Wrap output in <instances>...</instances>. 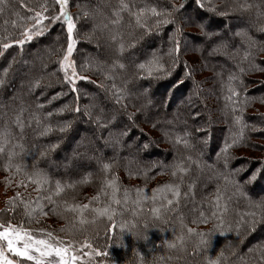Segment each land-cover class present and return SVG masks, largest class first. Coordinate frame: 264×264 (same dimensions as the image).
I'll return each mask as SVG.
<instances>
[{
	"label": "trees",
	"instance_id": "obj_1",
	"mask_svg": "<svg viewBox=\"0 0 264 264\" xmlns=\"http://www.w3.org/2000/svg\"><path fill=\"white\" fill-rule=\"evenodd\" d=\"M79 1L85 2V0H70L69 5V10L73 14V17L77 23L76 35L81 37V40L77 44L76 50L73 53V58L76 61L78 72L81 70V64L95 63L96 61H99L106 65L105 62L113 60L116 56V44L109 41L112 43L110 44L106 40L101 42V47H105L106 44H109L111 50H104L101 53L99 48V50L94 51V56L87 57L83 55L82 52H80L81 49H79V45L81 46V44H83V36L93 31L94 25L100 23L101 17L96 16L95 18H91L89 16L91 31H89V33L85 31L87 28L85 24L87 17L83 23L80 21V16L83 15L85 11L91 13V10H89L90 8L85 9V7H83L84 10L80 11L81 7H79ZM86 1L88 5H93L92 0ZM104 2L115 4L116 0H104ZM251 2L264 5V0H251ZM23 3H34V0H23ZM84 5L85 4H83V6ZM193 5L197 15L206 22L209 28L216 27L218 29L217 35L214 32L210 33L213 35L210 39H208V42L212 44V46L207 48L198 47L196 48V52L199 56L204 55L208 58V60L211 59L217 62L216 65L214 64L211 67L214 69V71H217V73L222 74V77H218L217 80V85L221 96L220 101L222 105L220 106L222 110L225 104L229 102L225 100L227 92L226 89H224L221 80L226 82L229 73H234L237 71L236 65L240 63L244 48V45H242L241 39L239 37L236 38L237 40L231 38V42L223 38L227 37L225 35H230V31L232 30L234 23L243 24L244 28L242 29H247L252 39L261 45H264V40H259V35L261 34V36H264V32L256 31L251 25V21L255 19V10H253V13H250L248 18L244 16L233 17L234 21L230 22L229 25L226 24L227 21H225L224 17L221 15L200 9L196 3ZM103 12L105 15H111L109 8L103 9ZM14 13H19L20 16L30 15V13L27 11V8L21 7V0H7V4L4 6L3 13H0V28L3 27L5 20H17V16ZM77 14H79V16L76 19ZM127 22L128 17L125 16L124 26L120 28V31L125 33L126 41L129 39L127 36ZM45 23H47V21H45ZM56 27H58L59 30L55 35V39H51L49 42H46L45 38L48 37L49 34L55 30L53 28ZM113 30L114 29H112V26L109 25V28L106 30L97 29L96 31L100 32L102 36L108 37L109 32ZM169 30H171V25L164 26L161 32L146 36L135 48L126 52L122 59L128 65L127 70L122 71L116 69L118 78L115 82L118 86L123 87L124 80L133 75V67L131 62H144L146 59L150 58L153 53L159 52V54L162 55L167 50L169 47L168 38L171 34H167V31ZM240 30H237L236 32ZM8 31H14V29L11 27V24L8 26ZM95 34L100 35L97 32H95ZM137 35H140V33H137ZM160 36L161 38L162 36L164 37L160 46L153 47V45H155V38L157 40V38ZM56 37H59L58 41L56 40ZM198 39L202 41L201 38L198 37ZM220 41H227L231 44V46L226 50L228 54L224 55L225 58L218 55V53L221 55L223 53L222 46L218 48L216 52H213V47ZM149 42H151V47L147 45ZM48 43L49 45H46ZM39 44L46 45V48H56L60 45L66 46L65 30L60 26L59 23H57L54 27L49 29L46 35L36 37L31 42L25 43L22 49V55H17L21 49L13 44V47L9 48L4 53L2 58L0 57V75H2L3 69H5L12 62L13 57L17 59V65L21 64V61H29L31 62L32 66V72L26 76L24 75L23 78L19 80L20 86L17 88L19 91V97L15 100H10L8 97V90H11V85H13V83H11V79L9 81L8 77H11L13 69L10 71V74L8 75L4 85L0 87V126L4 125L5 123L13 126V130L16 132L14 142L19 141L24 145V151L21 155L15 158V163L22 164L27 171H32L34 168L43 169L53 179V181L60 180L64 182L62 179H58L56 174L54 175L52 173V170L55 166L50 164V162L58 155V153H61L60 151L63 149V139L65 136H67L71 128L63 134L53 131L47 136L37 137L33 132L35 125L32 123L31 126L26 127L24 136L21 138L18 129L12 125L14 116L22 104L29 106V110L31 111L34 110L35 103H44L46 107L43 111L47 112L57 110L63 107L66 103L72 104L75 99V94L68 90V86H61L60 84L56 83L55 79L52 81L53 87L47 89H36L35 92L29 94V82L42 70L40 68L36 74L34 73V70L37 69V63H39L41 66V61L37 59V57L43 56L45 50L38 49L32 55L29 53V56H25V53L35 50L34 48H36ZM237 48L241 49L239 53L234 51ZM263 54L264 52H260L256 57V62L261 67H264V58L262 57ZM57 55H59V53H57ZM181 60L184 61L182 58ZM166 61L167 58H165V62ZM48 63L50 66L48 71L55 70L56 65L52 64L51 61H48ZM179 67H182L185 70L188 69L185 68V64L183 62L179 64ZM257 73L260 72H249L244 77V83L246 87L243 89V93L247 97H264V93H256V91L260 90L262 86V89H264V84L254 86V83H251L253 82L251 77ZM59 75L60 74H58V76ZM86 75H88L93 81L92 78L94 77L92 75ZM119 77H122L123 79ZM181 80H183V83H179ZM82 83L88 84L86 85L88 90H92L94 94L99 97L100 89L98 86H95L98 82L93 84L88 80L79 81L77 87ZM193 84L194 82L192 81V78L184 79L183 76L176 74L174 69L169 76L160 79L145 78L133 80V82L128 85L130 95L127 97H129V100H132L133 97L137 99L136 101H138V103L135 105L139 109L142 108L141 103L145 104V106L143 105L144 107L142 113H148L144 116L145 119H142V123L149 124L160 118V114L164 113L163 109H167V107L172 108L175 106L174 104H176L178 100L186 98V96L189 94L188 90L193 87ZM78 89L80 92V98H85L86 95L82 94V91L79 87ZM42 93L44 94L42 95ZM54 93H66V95L63 94L59 96V98L53 100L51 104H48V100L53 97ZM88 100L89 98H86L85 100L80 99L79 103H81V101L86 102ZM192 101H196V104L202 103L201 94L199 96L193 95V97L190 99V102ZM98 102L100 106L104 108V120L109 124L111 123L110 121L112 120L113 116L116 117L115 121L118 120L122 123V121L126 120L125 117L127 116V113H130L129 109H121L119 107V110L116 106L112 104L109 105V102H101L100 98H98ZM257 104L264 105L260 99H256L246 108L245 119L249 123H259L260 114H251L250 111L253 110L254 105ZM200 106L201 111H203L202 120L198 119L197 117L193 120V111L188 110L186 102L182 100L180 106L174 112L175 116L173 117L170 115L165 118V123L167 124L165 132L168 133L169 138L165 137V132L162 134L165 141L168 142L173 148V154H171V156L168 158H164V161L161 163L150 162L149 160L146 161L145 159L139 157V152L143 153V149L139 146L141 145L140 140L135 142L132 135H121L124 130H122L119 125H116L114 128L107 126L104 130L105 137L102 140L99 138L93 139L86 137L83 140L78 139L77 141H81L79 144L81 146L77 149H71L69 152L70 154L68 156V162L70 163L71 167L74 165H79L83 161L96 162V167H91L89 172L82 173L81 175L77 174V177L83 178L86 174L91 173V182L88 183V185L94 187L97 186V184L101 186V181L105 177V172L101 170V164L113 160L116 161L111 169L110 176L115 175L119 177L118 184L120 190L117 193V198L121 200V203L119 205H113V207L116 209V215L114 216V219L109 221L106 217L93 216V218L90 220L87 219V223L80 225L83 229L95 228L97 235H93L95 237L91 238L92 241H94V244L97 243L96 241L102 239V236L105 234H110V237H112L117 233L118 237L121 238V246L116 245V240L113 241V251L117 252V256L114 258L108 256L109 264L119 262H123V264H209L210 260H216L217 258L219 259V264H264V258H262V255L264 254L259 251L261 245L264 244V237H262L260 240H251V233L261 227L264 228V215H261L260 209L249 205V200L253 202L264 201V195L261 197L255 195L254 193L247 192L246 185L249 180L248 176L252 175L253 173L250 172L251 167L246 168V171L239 172L236 175V180L239 182L243 190V195H241L239 192H236L232 186H226L223 180L216 178L215 170L217 168L223 170V163L222 161H218L217 157L218 154L221 153L225 140L229 137L231 121L224 115L222 117L220 112L214 115V118H212L208 116V110L205 109L202 104H200ZM134 113L135 112H133V114ZM65 114H68V112L64 113L63 115L53 116L51 118V123L53 126H55L58 122L65 121L68 118V116ZM69 114L74 115L73 113ZM77 115L80 116L81 113ZM138 116L141 117V114ZM215 117L220 118L225 124L223 131L219 132L218 140L214 133V131H218L215 128L217 122V118ZM24 118L25 123L28 124V112L24 113ZM87 122L89 123L90 127H86V129L88 131H94L95 122L90 120ZM183 123L187 124V126L183 125ZM129 125L130 123L128 126ZM95 126L99 127L97 124ZM201 126L211 130L210 138L207 143L208 149L206 154L205 146L198 142L199 139L205 135V132L203 131L197 132V128ZM186 131L191 133V140L194 144V148L191 150L185 149L184 147L173 143L171 140V137H174L176 134L183 136ZM134 134L141 135V133H138L136 129L134 130ZM255 136L259 135L250 133V140L257 139ZM105 140L109 141L112 145L110 153L106 155L101 153L98 149V147L103 146V142H106ZM117 141H119V143H117ZM53 144H58V147H56L54 150H49L50 146ZM251 145H253V142L249 143L248 146L236 147L232 150V158L230 159L228 165L229 170L239 169L240 164L243 163L242 158L237 159L234 156L235 151L244 147H251ZM17 151H19V149H17ZM182 151H184L185 154L181 153ZM152 152L153 150L148 151V155H152L154 153ZM41 153H45V155H41ZM188 155H191L193 158L199 157V159L204 164L202 171L198 170L196 165H192L191 172L185 176V180L187 182H191L193 179L198 181L194 189V196L189 195L186 197L182 194L179 203L174 204L172 206V210L162 209L158 215L153 213L151 209L154 207H160L161 201L159 199H157L155 202L151 200L152 190L166 183L174 182V177L172 176L173 161L183 160ZM212 157H215L216 159L210 160ZM65 158L66 157H64V159ZM6 159V155L0 157V172L9 176V173L6 172L2 166ZM117 163H120L119 166H122L126 172L131 174V177L133 176L135 180H137V182L132 183L127 178H125L123 176V172L119 169V166H116L118 165ZM210 165L213 167H209ZM260 167H264V161L261 162ZM144 170L147 171V178H145L143 175ZM62 174L67 175L68 171L65 170ZM102 175L104 177L100 178ZM13 178L20 179L23 178V176L22 174L15 175ZM76 180L80 179L68 180L66 182L71 183ZM218 186L221 189V211H223V205H227V211L223 212L222 217L220 216V212L217 213L216 217L212 216V212L216 211L214 205ZM137 188L144 189V194L149 197L148 199H143L140 204L134 203V201L138 199L137 193L135 191ZM125 189L128 190V200L126 203L124 202ZM251 189L253 192L257 191V189H259L261 192H264V171H262L257 176L256 180L252 182ZM70 192L72 191H66L60 197V199L63 200L69 195ZM183 192H187L186 186L182 188V193ZM109 198L110 197H102L99 204H103ZM45 208L50 209L51 205ZM249 212H256L257 215L255 217H251L247 215ZM201 213H203V215H201ZM26 221L28 222L30 220L27 219ZM241 221H243V223H241ZM122 224L126 226L123 229L120 227ZM113 225H115L114 229ZM40 227L41 228L39 230H36L38 234L40 233L41 235H46L48 232L52 233L51 230L47 228L45 229V225ZM189 228L193 229L192 233L188 232ZM100 232L103 233V235H100ZM52 234L55 235V233ZM146 235L149 236L148 241H141V238ZM181 237L183 238V243L180 242L179 238ZM170 245L175 246L170 247ZM100 260V256L95 258V261Z\"/></svg>",
	"mask_w": 264,
	"mask_h": 264
},
{
	"label": "snow or ice",
	"instance_id": "obj_2",
	"mask_svg": "<svg viewBox=\"0 0 264 264\" xmlns=\"http://www.w3.org/2000/svg\"><path fill=\"white\" fill-rule=\"evenodd\" d=\"M188 0H183L179 5L175 3V0H116L115 4L109 2H102L98 4L94 12L85 11L83 14L86 16L101 17V21L95 24L93 31L83 37V39L91 42L97 29L106 30L109 25L112 26L113 31L109 32L108 39L116 44L115 58L111 64L104 66L103 62L96 61L95 63H85L80 65L81 71L78 72L76 61L73 59V53L76 50L77 44L80 42L81 37L76 35L77 23L73 17V14L69 10L70 0H34V3L24 4L21 0V7L27 8L30 15L20 16L19 13H14L17 16V20L9 21L5 20L3 27L0 28V57L11 47L13 44L21 49L17 55H22V49L25 43L31 42L34 38L46 35L49 31V25L59 23L65 30L66 34V46L60 45L59 47H47L43 56L37 57L41 61V72L33 77L29 82V94L36 91V89H47L53 87V79L61 86L67 85L68 90L75 94V99L72 104H65L63 107L44 112L46 105L44 103H35L34 110H29V106L21 105L18 109L12 125L19 131L21 138L24 136L26 127L31 126L34 123L35 127L33 132L37 137H44L51 134L53 131H57L61 134L65 133L71 128L73 120H65L58 122L55 126L51 123V118L55 115H63L66 112L80 114L83 112L90 120H94L98 126L107 127L108 124L104 120V108L99 103L95 102L96 97L88 93H85L89 98V104L83 107L79 104L80 92L77 87L78 81L88 80L89 82L96 84V81H92L89 76L82 74L89 70H94L98 75L104 77L105 81H111V83L101 82L97 86L106 95L110 93L108 98L116 105H120L122 108H126L127 105L122 101L130 95L128 85L133 80H140L145 78L160 79L167 77L171 72L179 66L181 62L187 67V62L181 60L182 47L184 51L188 50L187 42L182 44L183 30L176 19L178 14L184 7ZM196 5L203 10L217 13L221 16H227L232 12L241 13H253L254 17L251 21V25L256 31L264 32V5L255 4L251 0H224L227 5L223 10L219 9L215 0H195ZM7 0H0V13H3L4 6H6ZM58 6V8H57ZM109 8L111 15H105L103 8ZM125 16L128 17L127 22V36L129 39L125 40V33L120 31V28L124 26ZM47 21V23H45ZM14 29L13 32L8 31V26ZM173 25V32L169 35V47L161 55L159 52L153 53L150 58L144 62L133 63V75L124 80L123 87L116 84L118 74L116 69L126 71L128 65L123 61V56L130 49L135 48L140 41L146 36L153 35L161 32L164 26ZM202 33L206 39H210L213 34L204 30L202 24ZM140 33V35H137ZM241 39L243 48V55L241 56L240 63L236 65L237 71L229 73L227 81L221 80L224 89H226L227 95L224 108L221 110L222 114L229 118L231 121V127L229 137L225 140L221 153L218 154L217 160L222 161L223 170L217 168L216 178L223 180L226 186H232L236 192L243 195V190L236 180V175L245 170L243 168L229 170V161L232 158V150L236 147L248 146L250 142V133L264 132V113L260 114L259 123H249L245 119L246 108L250 103L256 99H260L264 103V97H247L243 93V89L246 87L244 83V77L253 71L264 72V67H261L256 62V57L260 52H264V45L258 44L252 39L247 29H242L234 34ZM59 40V37H56ZM229 47L227 41H220L213 47V52H216L218 48ZM255 50V51H254ZM236 53L241 51L240 48L234 50ZM59 53V55H57ZM227 55L228 53H222ZM165 58L167 61L165 62ZM16 58H12V62L3 69L2 75H0V87L4 85L10 71L15 64ZM56 65L55 70L48 71L49 63ZM25 63H29L25 61ZM246 65V66H245ZM58 74H60L58 76ZM186 77L191 79V71L186 72ZM218 77H222L221 73L216 74ZM123 79L122 77H119ZM183 83V80L179 81ZM44 93H42L43 95ZM64 93H57L56 96L51 97L48 100V104H51L53 100L59 98ZM195 95L199 96L197 91ZM99 109L98 112H94ZM28 112V124L25 123L24 113ZM133 113H127L128 119L134 121ZM199 113L193 114V119L198 116ZM116 117H112V122H115ZM155 127V125H153ZM203 131L206 135L199 139V143L207 144L210 138V131L206 127H198L197 132ZM111 135V133H110ZM121 135H127V132L121 133ZM166 138H169L168 133H164ZM16 132L13 130V126L5 123L0 126V157L7 156V159L3 163V169L9 173L6 178L7 183L13 182L15 175L23 176V179L17 181L20 186L27 188V181L31 185H34V190L41 193V196L37 198L35 202L31 197L25 198L19 191L15 197L8 201L11 208L4 211L14 210L19 204L23 207L24 215L29 218L30 221L39 222V217L47 216L48 211H45V204L51 205L50 211L55 215L67 219L65 213H72V219L69 220L68 225L65 228L60 229L62 232L71 233L76 228V221L80 225L87 223L85 213L91 211L96 217H106L109 221L114 219L116 215V209L113 205H119L121 200L117 198L119 192V177L111 175V169L116 162L115 160L110 162H104L101 164V170L105 172V177L101 181V188L99 194L91 198L89 203L80 204L67 200H62L60 197L66 191H75L78 185H85L91 182L92 174L88 173L80 180L69 182H62L60 180L53 179L40 168H34L32 171L25 170L24 166L20 163H15V158L22 154L24 151V145L16 141L14 137ZM173 143L191 150L194 148V144L191 140V133L185 132L183 136L176 134L171 137ZM108 141H106L107 143ZM119 143V141H117ZM58 147V144L50 146L49 150H54ZM147 148L148 145H143ZM19 149V151H17ZM45 155V153H41ZM192 165H196L198 170L202 171L204 164L197 158H193L191 155L186 156L183 160H175L172 164V176L174 182H169L152 190L151 200L153 202L159 199L161 201L160 207H154L151 211L155 214H159L162 209L172 210L174 204H178L182 196H194V189L197 184V180L193 179L191 182L185 180V176L191 172ZM213 167V166H209ZM264 171V167H258L250 176L248 182L251 183L256 180L257 176ZM143 175L147 178V171H143ZM187 187V192L182 193V188ZM138 199L134 201L136 204H140L143 199H148L144 194V189H135ZM221 189L218 186L215 195V208L216 211L212 212V216L216 217L220 212V216H223V212L227 211V205H223V211H221ZM102 197H110L107 199L103 206L93 207L92 203H100ZM75 198H73V201ZM128 200V190L124 192V202ZM43 201V202H42ZM249 205L261 210V215H264V201L253 202L249 200ZM203 215V213H201ZM247 215L255 217L256 212H249ZM94 222V221H93ZM243 223V221H241ZM122 229L125 225L120 226ZM115 225H113V229ZM43 231V230H41ZM189 233L193 232V229H188ZM47 239L36 238L32 232L26 229L23 225L16 226L11 222L6 225L0 223V264H22L20 260H14L9 258L8 253H13L16 257L24 258L27 261H33L34 264H76L77 260L81 261V264H89L88 261H84L83 257L76 254L74 248V242L69 240L67 243L65 240L55 237L51 232L46 233ZM183 243V238H179ZM175 245H170L174 247ZM82 247L91 249L87 255L91 258L92 253L97 255H107V253L97 252L92 248V245L87 241L84 242ZM259 251L264 254V245H261ZM222 255V253H221ZM264 258V255H262ZM209 264H219V259L210 260Z\"/></svg>",
	"mask_w": 264,
	"mask_h": 264
},
{
	"label": "rangeland",
	"instance_id": "obj_3",
	"mask_svg": "<svg viewBox=\"0 0 264 264\" xmlns=\"http://www.w3.org/2000/svg\"><path fill=\"white\" fill-rule=\"evenodd\" d=\"M92 1H93V5H91V6L88 5L86 0H85V2L79 1L78 4H79V7H81L80 11L84 10L83 7H85V9L90 8L89 10H91V12H94L96 10L98 4H100L102 2L101 0H92ZM182 2H183V0H175V3L177 5L181 4ZM215 2L217 4L218 8L221 10H223L224 8L227 7V5L224 3V0H215ZM229 2H230V0H229ZM194 3H195V0H188V2L185 4V7L178 14H176V19H177L178 23L180 24V26L182 27V30H183L182 44L186 41L187 45H188L187 51H184L183 47H182V56H181V58L187 62V67H185V68H188V69L185 70L182 67L177 66L175 68V72H176V74H179L180 76H183L184 79H186L187 78L185 75L186 72L191 71L192 81L195 84V85L193 84V87H191V89L188 90V93H189L188 96H186V98H184V99L182 98L181 100L186 102V105L188 106L187 107L188 110L193 111L192 119H193L194 113H199V115L196 117L198 119L202 120L203 111H201L200 104H202V106L208 110V112H209L208 116L214 118V115H216L220 112L221 116L223 117V114L221 111V106H220V105H222L221 101H220L221 96H220V92H219L218 85H217V80H218V76L216 75L217 71H214V69L211 67L214 64L216 65L217 62L215 60H211V59L208 60V58L205 57L204 55L199 56V55H197V52H196V48H198V47L207 48V47L212 46V44H210L208 42V39L205 38V36L202 33L201 27H199L198 25L202 24L204 26L205 31H207L208 33L214 32L216 35L218 33V29L216 27L209 28L207 26L206 22L197 15V12H195V9H194L195 7L193 5ZM83 4H85V5L83 6ZM106 8L107 7L103 8V9H106ZM249 15H250V13L232 12L229 15L222 16V17H224V20L227 21L226 24H229L230 22L234 21L233 17H235V16L236 17L244 16V17L248 18ZM78 16H79V14L76 15V19ZM80 17H81L80 21L83 23L85 22L84 20L87 17V20L85 22L87 28L85 29V31H87L89 33V31H91V23H89V16H86L83 14ZM90 17L92 18V16H90ZM56 24L49 25V29L54 27ZM58 27L53 28L55 30L52 31L48 37L45 38L46 42H49V40H51V39H55V35L60 28V27L59 28ZM242 28H244L243 24L234 23L233 28L230 31V35H225L227 37L226 38L224 37L223 39H225L227 41H230L231 38L236 39L237 36L234 35L235 32L237 30L242 29ZM173 29H174V26L171 25V30L167 31L168 32L167 34L172 33ZM96 32L100 35L95 34V36L91 39V42L83 39V44H81V46L79 45V49H81L80 52H82L83 55H85L86 57L87 56H94L93 55L94 51L99 50V48H100L101 53L104 50H111L109 44H106L105 47H101L102 41L106 40L108 43H110L109 42L110 40L108 39V37L102 36L101 33L98 31H96ZM163 36H162V38H161V36L158 37L157 40L155 38V40H154L155 45H153V47H159L160 46L162 39L164 38ZM198 37L201 38L202 41L199 40ZM166 39H167V37H166ZM260 39L264 40V36L263 35L261 36V34L259 35V40ZM168 40H169V38H168ZM112 43H110V44H112ZM150 43L151 42H149L147 45H149L151 47ZM46 45H49V43ZM46 45H43V44L37 45V47L34 48L35 50L26 52L25 56L26 55L29 56V53L32 55L38 49L45 50ZM228 45H229V47L231 46L230 43H228ZM222 50H223V53L227 52L226 51L227 49H225L224 47L222 48ZM218 55L223 56L225 58L224 54L221 55L218 53ZM262 57L264 58V54L262 55ZM16 60H15L14 66L12 68L13 73H12L11 77H8L9 81L11 79V83H13V85H11L12 89L8 90L9 91L8 97L10 98V100H15L16 98L19 97V91L17 90V88L20 86L19 80L22 79L24 75L26 76L27 74H30V72H32L31 62L28 61L29 63H25V61H21V64L17 65ZM111 62H112V60L105 62L106 65H104V66L107 67V65L111 64ZM132 64L133 63L131 62V65ZM36 66H37L36 67L37 69L34 70L35 74L41 68L39 63H37ZM177 70H179V71H177ZM79 71H81V70H79ZM83 74L84 75H86V74L92 75L94 78H92V77L91 78L93 79V81H96V83L97 82L98 83L105 82V83H109V84L111 83V81H105L104 77L101 75H98L94 70H89L87 72H83ZM251 79H253V82H251V83H254V86L264 84V73H262V72L257 73L256 75L252 76ZM78 82H77V84H78ZM98 83H97V85H98ZM86 85H88V84L82 83V84H79L78 87L81 89L82 94L88 93L92 96H95L96 97L95 102H98V98H100L101 102H105V103L109 102V105L112 104V105L116 106L117 109H119V110L121 108V109H129L130 113L135 112L134 114L136 116H134V121H130L128 119V116H126L125 117L126 120L122 121V123L119 122L118 120L115 122H112V120H111L110 121L111 123L110 124L107 123V124H108V126H110V128L111 127L114 128L116 125H119V127H121V129L124 130V132H127V134L133 136V138H134L133 140L135 142L140 140L141 145H139V146H140V148L143 149V153L139 152V155H140L139 157L145 159L146 161L149 160L150 162L161 163L164 161V158H166V157L168 158L171 156V154H173V148L170 146V144L168 142L165 141L162 133L165 132V129L167 128V124L165 123L166 122L165 118L167 116H170V115L173 117L175 116L174 112L180 106L181 100H178L176 102V104H174L175 105L174 107H172V108L167 107V109H163L164 113L160 114V118H158V120H155L154 122H151L149 124H145V123L143 124L142 119L148 113V112L142 113L143 107L145 106V104L141 103L142 108L139 109L135 105L138 103V101H136L137 99H135L133 97L132 100H129V97H126L125 98L126 100L124 99L122 101V103L127 105V107L122 108L120 105L114 104L112 102V100H110L108 98L110 93L106 95L103 91L99 90V97H97L96 94H94V92L92 90H88V87ZM97 85H95V86H97ZM254 86H253V88H254ZM262 88H263V86H262ZM262 88L260 90L256 91V93L257 94H259L261 92L264 93V89H262ZM197 90L201 94V102L202 103H200V101H199L200 104H196V101L190 102V99L193 97V95H195V92ZM64 95H66V93H64ZM53 96H56V93H54ZM154 97H155V95H154ZM86 98H88V96H86L85 98L81 97L80 99L85 100ZM154 101H158V100H154ZM89 102H90L89 100L86 102L81 101V103H79V104L83 107L84 105L89 104ZM66 104H68V103H66ZM203 107H202V109H203ZM98 111H99V109H96L94 112V115ZM250 111H251V114H262V113H264V105H262V104L261 105L260 104L254 105L253 110H250ZM69 113L70 112H68V114H65V115L68 116V118L66 120H73L74 121L71 125V130L69 131L67 136H65V138L63 139L64 142L62 144L63 149L60 151L61 153H58V155L56 157H54L50 162V164H53V166H55L53 170L51 169L53 171L52 173L54 175L56 174L58 179H62L64 182H66L68 180H73V179H82V177H80V178L77 177L78 176L77 174L81 175L82 173H87V172H89L91 167H96V165H97L95 161H83L79 165H74L73 167L70 166V163L68 162L69 161L68 156L70 154L69 152L71 151V149H77L81 146V145H79L81 141H77V140L78 139L83 140L85 137L86 138H93V139L99 138L102 140L105 137L104 130L106 129V127H104V126L96 127L95 126L96 124L94 123V131H91V130L88 131L86 129V127H90L89 123L87 122L90 119L85 114H83V112H81L82 116L81 115L78 116L77 114L70 115ZM140 114H141V117L138 116ZM215 118H217L215 128L218 131H214V133H215V136L218 140L219 132L223 131L225 124H224V122L221 121L220 118H218V117H215ZM90 121L95 122L94 120H90ZM120 123H121V125H120ZM129 123H130V125L128 126ZM153 125H155V127ZM183 125L187 126V124H184V123H183ZM189 126H190V124H189ZM211 128H212V125H211ZM135 129L138 131V133H141V135H135L134 134ZM209 131H211V130H209ZM254 133L258 134L259 136H255L257 138L255 140H250L249 143L253 142V145H251V147H248V148H245V147L241 148V149L235 151V153H234V156L237 159H241V158L243 159V163L240 164L239 169L243 168L245 170H243L241 172L246 171V168H250V167H251L250 172H254L256 168L261 166V162L264 161V132H254ZM205 135H206V133H205ZM204 136H202V137H204ZM145 144L148 145L147 148L143 147V145H145ZM201 144L203 146H205V154H206L207 149H208V144H204V143H201ZM111 148H112V145L109 141L107 143L103 142V146L98 147L99 151L105 155L110 153ZM151 150H153L154 153L152 152L153 153L152 155H148V151H151ZM181 153L185 154L184 151H182ZM64 157H66V158L64 159ZM214 159H216V158L212 157L210 160H214ZM117 164L118 165H116V166H119L120 163H117ZM253 165L255 168L253 167ZM62 169H65L66 171H68V174L63 175L62 173L65 170H62ZM119 169L123 172V176L125 178H127L129 181H131L132 183L137 182V180H135V178L133 176L131 177V174L126 172V170L122 166H119ZM250 176H248V178H250ZM7 177H8V175L0 172V223H4L6 225L8 222H11L13 225H16V226L23 225L26 229L30 230L36 238H40V239H47V236L41 235L40 233L38 234V232L36 230L37 229L39 230L41 228L40 226L45 225V229L47 228V229L51 230L52 233H55V235H54L55 237H58V238L65 240L66 243L69 240H72L74 242V248L77 250L76 254L78 256L83 257V260L88 261L89 264H109L108 263V258H109L108 256H111L113 258L115 256H117V252L113 251L114 250L113 241L114 240L117 241V237H118L117 233L114 234L112 237H110V234L109 235L105 234L104 236H102V239L96 241L97 243L94 244V241H92L91 238H94L97 235L95 228L83 229V228H81L78 221H76V228L71 233L60 231V229L65 228L68 225L69 220L72 219V216H73L72 213H65L64 215L67 217V219H65V218H61V217L55 215L54 213H52L50 211V209L45 208V211H48L49 214L47 216L39 217V222L37 223L35 221H28V222L26 221L29 218L24 215L23 207L20 206L19 204L15 207L14 210L4 211L5 209L11 208L8 201L11 200L13 197H15V195L18 191L20 193H22V195L24 197L26 195L25 198H28L30 196L33 202H35L37 200V198L41 196V193H38L34 190L35 186L31 185L27 181H25V183L28 184L27 188L20 186L17 183V181H20L23 178H20V179L13 178V182L11 184H8L7 179H6ZM101 177H104V176L102 175V176H100V178ZM246 186H247V192L254 193L255 195L261 196V197L264 195V192L259 191V189H257V191H254V192L252 191V189H251L252 188V182L251 183L247 182ZM100 188H101V186L98 184L95 187L90 186L88 184L78 185L76 190L70 192L68 196L66 195L67 197H65L63 200H67L70 203L75 202V203H80V204H87V203H89L88 201H90L91 198H93L94 196L99 194ZM73 198H75L74 201H73ZM92 206L93 207H99V206H103V204L93 202ZM45 207H49V204H45ZM92 214H94V213L91 211H87L85 213V218L90 220L91 218H93V216H95V214L94 215H92ZM46 226H48V227H46ZM93 235H95V236H93ZM100 235H103V233L100 232ZM262 237H264V228L263 227L255 230L253 233H251V240H260ZM85 241H87L89 244H91L92 248L96 249L97 252L107 253V255H97L95 252H93L91 258H89L87 253L92 251V250L89 248H86V247H82ZM262 245H264V244H262ZM8 255H9V258H11V259L20 260L22 262V264H34L33 261H27V260H24V258L16 257V256H14L13 253H8ZM98 256H100L101 260L95 261V258H97ZM115 259H117V258H115ZM114 262H115V260H114ZM116 262H118V261H116ZM76 264H81V261L78 259ZM114 264H123V262L114 263Z\"/></svg>",
	"mask_w": 264,
	"mask_h": 264
},
{
	"label": "clouds",
	"instance_id": "obj_4",
	"mask_svg": "<svg viewBox=\"0 0 264 264\" xmlns=\"http://www.w3.org/2000/svg\"><path fill=\"white\" fill-rule=\"evenodd\" d=\"M120 239H121L120 237H117V242H116V245H117V246H121V245H120ZM148 239H149V236L146 235V236H144V237L141 238V241H143V242H147Z\"/></svg>",
	"mask_w": 264,
	"mask_h": 264
}]
</instances>
